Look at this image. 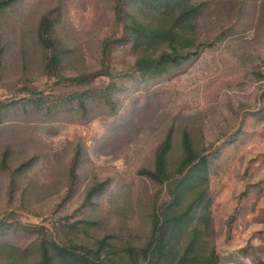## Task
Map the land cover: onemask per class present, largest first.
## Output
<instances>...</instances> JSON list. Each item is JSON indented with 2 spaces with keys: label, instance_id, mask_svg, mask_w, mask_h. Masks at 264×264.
Wrapping results in <instances>:
<instances>
[{
  "label": "rangeland",
  "instance_id": "rangeland-1",
  "mask_svg": "<svg viewBox=\"0 0 264 264\" xmlns=\"http://www.w3.org/2000/svg\"><path fill=\"white\" fill-rule=\"evenodd\" d=\"M200 2L191 31L204 45L154 80L133 73L143 51L124 40L130 30L117 0L3 4L0 264H40L41 241L68 234L144 244L153 199L168 191L143 169L170 130V157L179 161L184 128L211 159L200 187L206 252L214 247L220 264L264 259V0L184 4ZM180 7L155 11L139 0L130 15L170 22L174 13L165 8ZM48 19L56 20L57 43L48 42L63 52L56 74L40 38ZM102 69L110 73L95 74ZM86 73L91 82L70 79ZM86 90L83 99L73 94Z\"/></svg>",
  "mask_w": 264,
  "mask_h": 264
},
{
  "label": "trees",
  "instance_id": "trees-1",
  "mask_svg": "<svg viewBox=\"0 0 264 264\" xmlns=\"http://www.w3.org/2000/svg\"><path fill=\"white\" fill-rule=\"evenodd\" d=\"M8 1H0V10ZM138 1L117 0L116 5L117 15L126 21L125 26L130 30L124 40L131 41L134 48L143 51L136 58L133 73L139 72L150 80L160 79L186 61L193 52L192 48L200 50L204 45L202 41L195 42L191 31L193 20L198 16V8L202 2L184 4L185 0H141L149 3L155 11L162 6L168 8L181 5L177 13L165 8V14L174 13L170 22L154 24L152 20H139L130 15V5ZM55 26V19L45 21L40 38L45 46L53 51L49 68L57 67V70L53 71L56 74L61 70L57 64L62 60L63 52L58 44H54L57 43L53 37ZM50 37L51 41L53 38V44L48 42ZM122 38L119 37L117 40ZM3 51L0 40V56ZM101 73L110 72L108 69H102L95 74ZM94 77L86 73L71 76L70 79L78 83H88ZM88 91L72 93L83 99ZM111 94L112 92L106 91L107 100H110ZM181 140L182 155L179 161L173 162L170 157L172 147L170 130L157 146L154 165L143 169V173L156 185L165 186L168 191L166 198L161 199L159 195L153 199L151 210L153 225L144 244L121 242V238L114 239L112 234L98 237L94 241L69 238V234L52 240L44 238L40 243V264H220L214 247L209 253L206 252L204 238L208 228L205 219L207 202L202 201L204 190L201 189L206 177L205 170L211 159L196 146L189 128H184ZM75 165L77 166V161ZM99 190L100 187L94 185L89 190L90 199ZM154 192L156 196L157 188ZM248 264H264V259L259 258L256 262Z\"/></svg>",
  "mask_w": 264,
  "mask_h": 264
}]
</instances>
